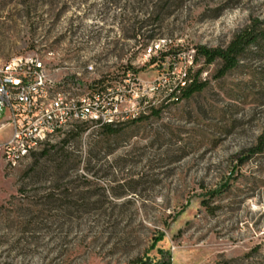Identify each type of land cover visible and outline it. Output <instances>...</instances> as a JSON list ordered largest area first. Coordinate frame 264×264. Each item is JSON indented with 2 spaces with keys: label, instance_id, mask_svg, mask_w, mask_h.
Listing matches in <instances>:
<instances>
[{
  "label": "rangeland",
  "instance_id": "374dc122",
  "mask_svg": "<svg viewBox=\"0 0 264 264\" xmlns=\"http://www.w3.org/2000/svg\"><path fill=\"white\" fill-rule=\"evenodd\" d=\"M245 31L235 69L200 59L201 92L114 134L78 125L9 170L0 125V264H264V0H0V68L37 58L76 95L153 80L156 42L225 50Z\"/></svg>",
  "mask_w": 264,
  "mask_h": 264
},
{
  "label": "built area",
  "instance_id": "2783aa9c",
  "mask_svg": "<svg viewBox=\"0 0 264 264\" xmlns=\"http://www.w3.org/2000/svg\"><path fill=\"white\" fill-rule=\"evenodd\" d=\"M169 43L152 44L149 57H145L148 62L156 59L159 74L153 80L129 75L119 89H114L107 81L95 84L93 90L84 95H76L66 89L70 85L53 80L37 58L16 57L3 65L0 68V112L4 122L0 125L11 132L2 147L5 166L16 170L42 150L51 141L50 128H58L60 135L78 125L109 127L121 116L146 113L149 109L160 111V104H148V97L156 96V88L171 89L172 83H179V75H186V83L193 82L195 76L190 71V63L195 62L196 50L169 53ZM163 53L169 55L159 61ZM206 75L201 72L200 79Z\"/></svg>",
  "mask_w": 264,
  "mask_h": 264
},
{
  "label": "trees",
  "instance_id": "16d2710c",
  "mask_svg": "<svg viewBox=\"0 0 264 264\" xmlns=\"http://www.w3.org/2000/svg\"><path fill=\"white\" fill-rule=\"evenodd\" d=\"M256 39L251 33L248 31H245L238 35L236 39L229 45V47L225 50L223 49H215V50H208L206 48H197L196 49V57H195V64H198L200 59L203 60V64L205 65H212L217 60H220L223 63V66L221 70L219 71L218 75L220 77L225 76L228 72L235 69L239 62V56L245 51L247 47L254 44L256 42ZM169 53H163L160 55L159 61H164L165 57H167ZM151 62L153 64L156 63V59H152ZM202 72V69L197 71L194 76V81L191 83L189 88L185 89L182 92L181 98H179L178 102H181L185 99H190L194 94L201 92L205 86L206 83L200 81V74ZM138 72H134V75H136ZM102 82H99L101 84ZM159 111H154V115H158ZM146 118V117H145ZM145 118H141L138 120L130 121L127 123L122 124L121 126H125L128 124H134L137 122H140L144 120ZM87 125V124H84ZM105 131L109 134L116 133V128L112 127H103ZM260 143L263 146L264 145V139H260ZM162 236L157 238L155 242L153 243L152 249H155L156 245L162 241ZM159 255L162 257V260L154 263L149 258L147 260H138L136 264H171V256L169 253L159 250Z\"/></svg>",
  "mask_w": 264,
  "mask_h": 264
},
{
  "label": "bare ground",
  "instance_id": "6f19581e",
  "mask_svg": "<svg viewBox=\"0 0 264 264\" xmlns=\"http://www.w3.org/2000/svg\"><path fill=\"white\" fill-rule=\"evenodd\" d=\"M151 49L152 45L147 49L145 55L146 57H149V51H151ZM197 67H199V65L195 64V62L190 63V71L192 72V75H195V73L197 72V70H195ZM179 83H186V75H179ZM179 83H172L171 89L168 90L167 87H157L156 96L148 97V104H150V106H157L158 104H160V108H163L165 106H168V104L170 103L178 102L179 98H181L182 92L185 89L189 88L192 82L186 84ZM154 111H158V109H149V111H147L146 113L136 112L135 114H130L129 116H121L119 117V121H113L109 124V127L116 128L124 123L145 118L150 114H153ZM56 134H58V128H50L49 140Z\"/></svg>",
  "mask_w": 264,
  "mask_h": 264
}]
</instances>
